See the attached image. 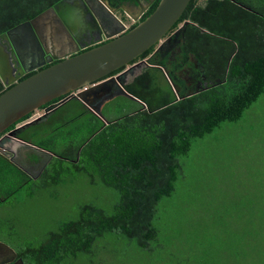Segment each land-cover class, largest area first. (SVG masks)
I'll list each match as a JSON object with an SVG mask.
<instances>
[{
  "label": "trees",
  "instance_id": "16d2710c",
  "mask_svg": "<svg viewBox=\"0 0 264 264\" xmlns=\"http://www.w3.org/2000/svg\"><path fill=\"white\" fill-rule=\"evenodd\" d=\"M57 1L0 0V33L17 32L19 24ZM107 1L112 7L149 2ZM158 2L154 0L139 21L152 13ZM263 7L264 0H190L171 28L175 36L167 46H175L165 52L151 46L132 61L146 59L150 65L124 85L143 104L123 96L135 106L131 104L129 109L130 102L121 101L117 106L121 114L105 118L109 122L104 124L80 101L69 99L44 120L28 126L31 137L19 133L52 153L33 191L49 189V194L57 197V189L81 173L91 185H102L114 194L110 210L95 201L80 203L75 218L59 222L41 242L20 246L28 264H72L82 255L109 254L103 249L110 234L132 244L152 263L166 255L172 260L180 256L174 251L176 242L162 236L156 226L162 216L157 215V206L175 190L182 169L180 157L188 154L192 141L222 122L240 119L264 93V19L259 16ZM184 20L190 22L180 28ZM6 88L0 81V93ZM12 127L14 124L8 129ZM39 134H45L46 140L35 138ZM20 174V169L0 156V179ZM13 195L14 191L0 198Z\"/></svg>",
  "mask_w": 264,
  "mask_h": 264
},
{
  "label": "rangeland",
  "instance_id": "374dc122",
  "mask_svg": "<svg viewBox=\"0 0 264 264\" xmlns=\"http://www.w3.org/2000/svg\"><path fill=\"white\" fill-rule=\"evenodd\" d=\"M141 61L138 66L144 65ZM123 100L130 102L129 109L135 106L116 96L100 107L102 115L112 119L121 114L117 106ZM28 128L22 131L26 135ZM35 138L46 140V135ZM180 163L175 190L159 202L157 215L162 216L156 222L162 236L178 245L174 251L179 257L166 255L152 263L132 244L110 234L103 249L109 254L82 255L72 264H264V93L240 119L222 122L192 141ZM26 178L20 174L0 179L1 197L14 191L0 204V242L16 250L41 242L59 222L75 218L80 203L95 201L110 210L114 199L111 191L91 185L81 173L59 187L57 197L49 189L33 191L34 183Z\"/></svg>",
  "mask_w": 264,
  "mask_h": 264
},
{
  "label": "water",
  "instance_id": "95a60500",
  "mask_svg": "<svg viewBox=\"0 0 264 264\" xmlns=\"http://www.w3.org/2000/svg\"><path fill=\"white\" fill-rule=\"evenodd\" d=\"M72 1L74 0H59L30 20L19 24L16 27L19 28L17 32L11 29L0 33V81L4 87H7L0 93V134L14 124V127L6 134L0 136V152L7 156L13 153L12 149L17 144L52 156V153L21 138L19 133L28 126L44 120L69 99H77L86 105L87 95L96 93V97L100 98L102 93L108 90L107 85L111 82V78H104L106 75L124 66L132 71L137 65V63L130 65L133 60L151 46L157 45L158 48L166 39H170L167 34L190 0H159L153 12L142 21H139L140 16L154 0H149L146 4L136 1L138 10L135 15H132V19L138 23L131 29H120L116 32L103 29L89 13L91 11L85 0H78L84 3L81 14H89L93 23L98 24L95 28L89 29L82 23L79 13L71 7ZM96 1L116 16L115 12L118 7H112L107 0ZM119 8L127 14L131 13L125 5ZM189 22V20H184L180 28ZM25 28L28 29L30 37L21 39L29 42L26 46L32 48L33 51L30 50V53H35L32 45L34 41L31 40L30 33L31 29H35L42 44L47 41V36L54 44L47 55H50L49 62L57 60L56 62L41 69L39 67L49 62L44 61L33 66L32 63L29 65L23 61L19 65L14 63L12 67L9 57L12 58V62L19 58L16 43L18 39L14 40L13 36L16 33L18 35L19 30H25ZM202 31L206 30L202 29ZM41 32L46 34L43 36ZM99 34H102L104 41L101 42V39L97 37ZM8 44L11 45V49L7 48L6 51L5 46ZM36 57L38 59L39 56ZM142 61L145 63L144 60ZM38 62L39 60L36 63ZM34 70V73L20 80L24 73ZM126 70L115 76L117 84L120 85L125 95L143 104L123 87ZM190 94L192 92L187 96ZM61 96L64 97L54 104L41 108L44 104ZM37 110L40 111L35 113ZM92 111L104 121V124H108L109 121L102 115L100 107H92ZM29 113L27 118L19 121ZM7 143L15 144L11 149ZM12 253L14 250L11 246L0 242V264L9 261L7 257Z\"/></svg>",
  "mask_w": 264,
  "mask_h": 264
},
{
  "label": "flooded vegetation",
  "instance_id": "af4514ba",
  "mask_svg": "<svg viewBox=\"0 0 264 264\" xmlns=\"http://www.w3.org/2000/svg\"><path fill=\"white\" fill-rule=\"evenodd\" d=\"M85 3L87 5L88 9L91 11L89 13H91L93 15V17L95 18V20L97 21V23L98 24L100 23V25H101V27L103 29L109 30L111 32H113V31L116 32V31H118L120 29L121 30H126L133 23L136 22V21H134L132 19V15H135L136 12H137V10H138V6L136 5V2H135V4H130V5L127 6L129 8V10L131 11V13H129V14H127L124 10H122V9L119 8V6H121L122 4L119 5V6H117L118 8H117V10L115 12V15L116 16L112 15L111 13H109L106 10V8L103 5H101V3H99L96 0H85ZM70 5L82 17V23L85 24V26H87L89 29H92V28H95L96 26H98V24H94L93 23L92 19L89 17V14H87V13L84 14V15L81 14L80 11H81L84 3L82 4V2H80L78 0H74V1H72L70 3ZM259 16L264 19V13L261 12ZM25 30H22L21 29L18 32V35L16 33L13 36L14 37V40L15 39H18L16 41V43L18 45V50H19L18 55H19V58L18 59H15V61L12 62V58L9 57V60H10V63L12 65V67H13V64L14 63H16V64L19 65V63L20 62H23V61H24V63L29 64V65L32 63L33 66H36V64H41L44 61L45 62H49L50 55H47V52H50L51 47L54 44L50 41V39L48 38V36L46 38L47 41L42 44V42L40 41V39L38 37L37 30H35V29L32 30L31 29L30 30V33H31L32 38L34 39L33 40L31 38V40L34 41V43H32V45L34 46V49H35L34 50L35 53L33 52V54H32V53H30V50H32V48L29 47V46H26V44L28 45L29 42L28 41H25L24 42V39H21V38H26L27 36L30 37V34H29L28 29L25 28ZM41 33H43V32H41ZM174 33H175V31H170L167 34L168 37L171 36L170 40L172 39L173 36H175ZM44 34H46V33H43V36H44ZM17 36H18V38H17ZM35 37H36V39H35ZM97 37H99V39H101V42L105 40L104 37L102 36V34L97 35ZM168 40L169 39H166L164 41V43L161 44L158 48H157V45H156V50L159 51V50L163 49V51L165 52L166 50L172 49L175 45H174V43H172L171 44L172 47H168L167 46ZM5 47H6V51H7V48H9V50L11 49V45H9V44L6 45ZM46 49H47V51H46ZM9 50H8V52H9ZM38 51H40V53ZM36 56H39L38 59H37ZM38 60H39V62L36 63ZM143 60L145 61L144 65L143 64L140 65V66L136 65L135 67H133V70L132 71H129L130 68L127 69L126 66H124L117 73H115V74H110L109 73L108 75H106L104 78H111V82L108 83V85H107V89L108 90L105 91V92H103L100 98H97L96 97V93H92L90 95H87V101H88V103L86 105H84L82 103L84 105V107L86 109L92 111V107H101L104 104L108 103L110 100H112L116 96H127V95H125L122 92V90L120 88V85L117 84L118 81L115 79V76L117 74H119L120 72H122V71H124V70L127 69L126 70V73L124 75V78H123L124 79L123 80V87H124V85L133 76L137 75L142 70V68L144 66H147V65L150 66L147 63V60L146 59H143ZM53 61H57V60H52L49 63H52ZM133 63H137V61L130 63V65H132ZM46 64H48V63H46ZM162 69H163L165 75L168 77V72H167L166 68H162ZM26 73H28V72H26ZM26 73H24V75ZM128 76L131 77L129 80H127ZM204 84H205V82H204ZM199 86H200V83H198L196 85L197 88H199ZM119 93H121V94H119ZM63 97L64 96H61V98H63ZM57 101H54V102L49 101L48 103H46L43 106H41V108L49 107L50 105L54 104ZM8 131H9V129L5 130L4 132H2L0 134V136L3 135V134H6ZM14 144L15 143H7V146H9L12 149V147L14 146ZM13 148H14V149H12L13 153L10 154V156H7V155H5L4 153H1V152H0V156L6 158L10 164H12L13 166H15L18 169H20L21 172H22L21 174L22 175L24 174L25 176H27L26 180L29 179L28 182H31L32 181L34 184H36L37 181H38V178H40V176L42 174V170H43L44 166L49 161V155L48 154H45V153H43L41 151L35 150L33 148H30L28 146H23V145H19V144L15 145ZM7 200H8V198H0V201H1L2 204L3 203H7ZM12 249L14 250V253H12V255L11 254L8 255L7 258H8L9 261H7L5 263H2V264H28L27 258L25 256H23V254L20 253L19 249L16 250L13 247H12Z\"/></svg>",
  "mask_w": 264,
  "mask_h": 264
},
{
  "label": "clouds",
  "instance_id": "9594fccd",
  "mask_svg": "<svg viewBox=\"0 0 264 264\" xmlns=\"http://www.w3.org/2000/svg\"><path fill=\"white\" fill-rule=\"evenodd\" d=\"M4 86V85H3Z\"/></svg>",
  "mask_w": 264,
  "mask_h": 264
},
{
  "label": "crops",
  "instance_id": "0c3cea01",
  "mask_svg": "<svg viewBox=\"0 0 264 264\" xmlns=\"http://www.w3.org/2000/svg\"><path fill=\"white\" fill-rule=\"evenodd\" d=\"M50 157V156H49Z\"/></svg>",
  "mask_w": 264,
  "mask_h": 264
}]
</instances>
